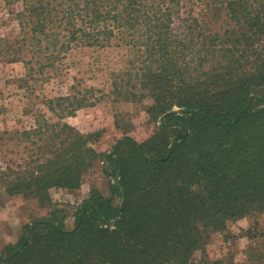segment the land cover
<instances>
[{"label": "trees", "instance_id": "1", "mask_svg": "<svg viewBox=\"0 0 264 264\" xmlns=\"http://www.w3.org/2000/svg\"><path fill=\"white\" fill-rule=\"evenodd\" d=\"M4 1L21 5L12 16L23 43L49 53L48 62L74 46L132 49L138 66L115 92L127 102L151 99L145 112L157 127L102 154L93 146L100 132L64 122L94 102L48 100L58 121L41 113L35 128L13 134L27 158L0 171V185L52 210L3 248L0 264H192L198 253L225 264L207 257L213 236L264 214V0ZM219 13L230 23L222 34L207 20ZM102 160L111 194L92 190L69 229L50 191L80 190ZM247 235L246 264H264V231L256 225Z\"/></svg>", "mask_w": 264, "mask_h": 264}, {"label": "rangeland", "instance_id": "2", "mask_svg": "<svg viewBox=\"0 0 264 264\" xmlns=\"http://www.w3.org/2000/svg\"><path fill=\"white\" fill-rule=\"evenodd\" d=\"M21 8L20 4L8 6L0 0V171L12 162L23 163L27 158V144L13 134L35 128L41 113L58 121L44 105L55 98L86 95L94 102L93 106L66 117L64 122L84 134L100 132V141L93 145L99 153H108L126 135L139 141L152 136L157 125L145 112L152 100L127 102L115 92L116 84L122 86L126 82L128 70L138 66V63L132 65L135 60L132 49L126 46L104 50L74 46L62 52L54 63L48 62L49 53L45 50L39 53L38 47L23 43L20 22L12 16L13 10L19 12ZM219 14L222 17L218 20L207 17L212 22L209 25L212 33L222 34L230 26L224 14ZM14 58L22 59L12 61ZM91 88L95 93L85 94V90ZM261 93L264 94V90ZM108 167L107 160H102L90 168L78 191H50L53 204L66 212L64 224L67 228L74 227V214L90 198L92 190L110 196L114 178L106 174ZM51 210L42 207L35 198L10 197L0 185V253L6 245L19 242L25 228L35 220L48 217ZM256 225L259 231H264V214L231 223L228 233L215 234L206 249L208 259L222 260L225 264H246L252 245L247 230ZM192 264H206V259L198 253Z\"/></svg>", "mask_w": 264, "mask_h": 264}]
</instances>
